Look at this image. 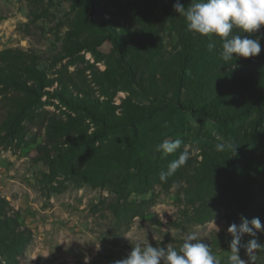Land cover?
Masks as SVG:
<instances>
[{
    "label": "trees",
    "instance_id": "obj_1",
    "mask_svg": "<svg viewBox=\"0 0 264 264\" xmlns=\"http://www.w3.org/2000/svg\"><path fill=\"white\" fill-rule=\"evenodd\" d=\"M66 1L71 16L48 66L35 51H0V98L8 105L0 139L22 146L30 126L42 128L33 157L46 167L39 177L41 188L57 192L70 183L105 189L109 195L99 204L117 219L143 214L157 187L166 191L173 186L183 214L195 224L208 221L222 207L233 209L225 214L231 222L263 214L264 200L253 189L264 173V125L259 128L264 57L234 54L233 60L223 61L221 38L189 32L185 18L174 11L176 0ZM180 3L188 7L191 0ZM233 34L260 37L264 26L257 33L234 29ZM106 40L111 50L105 54V70L93 73L102 78L96 92L68 67L83 56L80 52L99 59ZM210 41L216 45L212 50ZM260 43L259 55L264 56V38ZM63 58L68 61L55 68ZM121 90L128 94L115 103L113 96ZM43 96L60 113L42 110ZM250 118L249 127L238 134L235 130ZM189 119L214 122L221 132L235 134L231 141L236 151L201 148L162 182L160 173L185 150L181 145L165 155L157 145L176 136ZM149 193V198L130 199ZM220 239L229 245L232 235ZM250 239L244 234L241 243ZM255 239L261 243L264 234L257 232Z\"/></svg>",
    "mask_w": 264,
    "mask_h": 264
},
{
    "label": "rangeland",
    "instance_id": "obj_2",
    "mask_svg": "<svg viewBox=\"0 0 264 264\" xmlns=\"http://www.w3.org/2000/svg\"><path fill=\"white\" fill-rule=\"evenodd\" d=\"M70 16L66 0H43L38 4L31 0H0V51L7 48L35 51L48 66L58 54ZM110 50L111 43L106 40L100 46L103 56L99 59L89 52H80L83 56L72 59L69 72L76 71L79 80L96 91L102 78L93 73L105 70V54ZM261 57L264 56L251 59ZM67 61L68 58H63L56 62L55 68ZM127 94L123 90L115 93V103H120ZM42 101V110L60 113L56 104H48L46 96ZM7 111L8 105L0 98V120ZM250 120L241 123L235 131L241 135ZM263 125L264 119L259 128ZM42 132L40 126H30L22 146L0 139V264H112L125 258L138 243L177 249L190 234L207 243L219 263L227 264L230 248L220 238L231 235L228 227L233 223L239 226L242 217L249 221L258 217L264 225V213L240 216L231 222L225 214L233 213V209L224 207L208 221L195 224L182 212L176 197L177 186L166 191L157 187L154 196L132 195L131 200L152 196L154 201L143 214L130 219H117L99 204L109 195L102 188L65 183L64 189L48 192L39 183L46 167L33 160ZM234 136L232 132H221L214 122L189 119L183 130L165 140L181 139L184 150L197 155L201 148L215 149L217 143L231 141ZM253 190L258 200H264V173ZM239 255L248 261L243 247ZM253 255L254 264L264 262V247L255 249Z\"/></svg>",
    "mask_w": 264,
    "mask_h": 264
},
{
    "label": "clouds",
    "instance_id": "obj_3",
    "mask_svg": "<svg viewBox=\"0 0 264 264\" xmlns=\"http://www.w3.org/2000/svg\"><path fill=\"white\" fill-rule=\"evenodd\" d=\"M174 11L182 15L186 20V27L189 32H195L202 36L215 35L221 38V59L225 62L237 57H255L261 52L260 40L264 35L256 38L242 37L240 34H233L234 29L240 33L249 34L259 32L264 26V0H191L188 7H184L180 0L173 5ZM216 47L214 42H209L208 48ZM183 141L164 140L157 145L156 150L167 154L175 153L181 148ZM232 141L220 142L215 145L218 152L226 150L236 151ZM189 153L183 151L178 158L169 162L167 171L160 173V180L166 179L186 164ZM228 233L232 235L229 243L230 255L227 257V264H254L255 249L264 247L255 239L257 232H264V225L260 219L253 218L249 221L242 217V223L237 226L231 224ZM248 234L253 239L246 244L241 243L242 236ZM246 250L248 261L241 259L239 252L241 248ZM112 264H219L216 256L209 245L197 238L195 234L187 235L179 249L172 247H157L152 244H136L125 258L118 259Z\"/></svg>",
    "mask_w": 264,
    "mask_h": 264
}]
</instances>
